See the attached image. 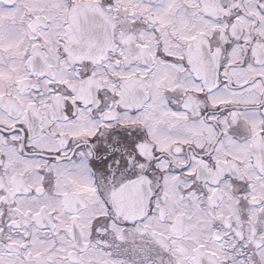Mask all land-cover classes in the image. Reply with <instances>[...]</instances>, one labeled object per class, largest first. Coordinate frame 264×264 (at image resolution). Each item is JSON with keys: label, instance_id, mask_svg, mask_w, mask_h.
Wrapping results in <instances>:
<instances>
[{"label": "snow or ice", "instance_id": "1", "mask_svg": "<svg viewBox=\"0 0 264 264\" xmlns=\"http://www.w3.org/2000/svg\"><path fill=\"white\" fill-rule=\"evenodd\" d=\"M0 264H264V0H0Z\"/></svg>", "mask_w": 264, "mask_h": 264}]
</instances>
